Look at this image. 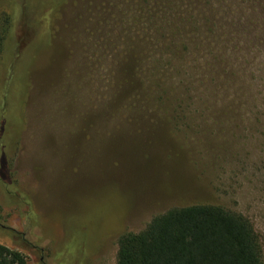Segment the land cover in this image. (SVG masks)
I'll use <instances>...</instances> for the list:
<instances>
[{"label":"rangeland","instance_id":"374dc122","mask_svg":"<svg viewBox=\"0 0 264 264\" xmlns=\"http://www.w3.org/2000/svg\"><path fill=\"white\" fill-rule=\"evenodd\" d=\"M172 2L63 0L54 11L55 0H0V39L9 6L23 3L27 22L0 64V170L15 184L0 189V245L27 264H117L121 236L193 205L248 218L264 257V103L225 116L211 52H199L200 71L195 35L176 36L191 1L179 5L184 25ZM255 34L263 58L261 23ZM171 43L186 58L163 97L153 66L169 64Z\"/></svg>","mask_w":264,"mask_h":264},{"label":"trees","instance_id":"16d2710c","mask_svg":"<svg viewBox=\"0 0 264 264\" xmlns=\"http://www.w3.org/2000/svg\"><path fill=\"white\" fill-rule=\"evenodd\" d=\"M62 1L55 0L54 11ZM174 1L178 4L172 2L174 7L169 9L168 14L177 11L178 23L184 25L185 19L179 6L182 4L184 8V0H180L181 3L179 0ZM190 1V16L187 18L189 31L185 26L177 28L176 36L183 39L191 33L195 35L194 52L192 55L190 52L189 57L196 55L193 63L200 71L203 65L202 59L197 60L201 55L199 52L206 49L211 52L213 59L208 64L211 66L214 94L225 116L231 117V114L244 112L249 107H261L264 103V57L260 58L259 42L254 39L260 23L264 27V18H259L264 0ZM23 7V3H19L6 9L9 17L0 39V64L7 56L8 46L12 43L22 46L25 41L27 22L21 13ZM52 26L51 22L48 29L51 38ZM162 35L163 39L168 38L165 33ZM262 39L264 41V36ZM166 46L161 50L166 49L162 53L169 56V64L164 66L162 72L159 61L153 66L158 77L156 86L162 90L163 97L169 96L168 88L171 89L166 75L181 68L174 63L183 62L186 55H182V52L187 51L172 43ZM5 77L10 80L8 75ZM187 85H190L189 82ZM8 92L4 93V101L7 100ZM177 103L184 105L186 100L181 96ZM257 123L262 121L258 120ZM10 184L15 187L7 165H3L0 170V189L7 190ZM21 204L25 207L19 212L24 218L28 208L26 204ZM27 224L30 227L31 224ZM0 264H27V259L20 252L0 245ZM117 264H264V257L260 237L248 218L221 206L193 205L172 209L155 217L139 234L121 236Z\"/></svg>","mask_w":264,"mask_h":264}]
</instances>
